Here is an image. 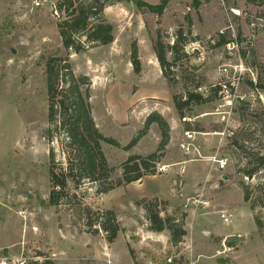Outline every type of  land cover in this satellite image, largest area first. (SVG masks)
Returning a JSON list of instances; mask_svg holds the SVG:
<instances>
[{
  "label": "rangeland",
  "instance_id": "obj_1",
  "mask_svg": "<svg viewBox=\"0 0 264 264\" xmlns=\"http://www.w3.org/2000/svg\"><path fill=\"white\" fill-rule=\"evenodd\" d=\"M142 1L150 5L161 2ZM57 2L47 0L36 8L33 0H0V244L20 241L13 249L17 256L22 247L29 246L25 256L41 258L30 264H108L111 257L106 254V260H89L91 250L101 254L108 248L105 232L89 226L90 219L99 212L114 211L120 227L125 226L121 227L123 234L130 231L135 240L138 228L144 231V224L149 226L144 207L151 202L160 205L163 218L188 215L177 198L186 182L185 194L201 195L209 201L207 209H197L198 221L191 234L197 245L190 249L182 246L183 255L178 258L166 250L156 263L169 264L171 258V264H183L185 256L192 258L193 253L196 264H201L199 260H204L202 264H264V169L252 180L239 173L251 154L264 152V89L252 87L257 83L264 87V5L245 0H171L158 17L131 2H101L103 18L112 29V44L74 54L63 48L59 37L61 17L51 10ZM179 30L191 32L184 49L187 57L177 62L169 83L153 42L160 33L163 41L172 45ZM223 37L227 43L218 47ZM133 42L139 49L140 74L130 62ZM51 58H68L75 76L87 77L90 82L92 117L100 133L119 143V147L102 144L107 163L115 169L112 182L121 180V167L131 155L146 157L157 151L161 133L156 125L130 152L125 149L144 128V119L155 111L168 122L170 132L173 126L179 132L159 164H185L167 174L156 172L157 178L142 186L136 183L125 191L121 187L127 185H122L107 195H97L91 183L77 191L69 183L67 199L60 206L43 208L40 201L47 202L51 192L45 73ZM187 90L213 96L211 102L186 114L191 123H183L173 102L174 96ZM187 128L203 130L196 141L201 157L186 156L178 147ZM233 140L243 144L244 150L236 151ZM53 148L56 162L65 164L60 141L54 140ZM233 152H238L236 157ZM214 156L229 157L225 170H218L209 159ZM240 182L251 193L249 203L242 198ZM154 192L162 199L151 198ZM220 211L232 216L230 223L220 219ZM13 214L27 225L34 224L30 226L32 239L29 229L23 231ZM52 233L57 237L54 246L50 245ZM122 246L117 243L111 254L127 263ZM142 246L135 253H141L138 258L147 264L152 261L149 241ZM9 255L0 251V257Z\"/></svg>",
  "mask_w": 264,
  "mask_h": 264
},
{
  "label": "trees",
  "instance_id": "obj_2",
  "mask_svg": "<svg viewBox=\"0 0 264 264\" xmlns=\"http://www.w3.org/2000/svg\"><path fill=\"white\" fill-rule=\"evenodd\" d=\"M131 2L139 10L148 11L158 17L162 16L171 0H161L157 5H150L142 0H58L55 4L61 20L57 24L59 37L65 50L80 54L86 48L109 46L113 42L112 29L103 18L102 3ZM195 1V0H194ZM197 1V0H196ZM248 3L264 5L261 0H245ZM191 34V32H188ZM182 30L176 34V40L171 45L165 43L161 34L153 42V51L161 68L163 76L172 81L173 68L183 56L187 36ZM227 43L224 39L218 44L223 46ZM171 55L172 59H168ZM130 62L134 72L140 74L141 60L137 42L131 45ZM47 96H48V123L47 142L49 144V181L51 192L47 202L41 200L43 208L58 207L67 199V187L72 183L75 190L81 189L86 183H91L97 195H107L116 187L129 185L141 181L144 177L155 176L156 166L161 162L164 152L170 143V126L158 112L151 113L144 123V128L125 147L132 149L139 140L146 135L152 125H156L161 133V141L155 153L143 157L140 155L130 156L122 165V178L118 182L111 181L115 169L107 163L102 144L119 147V143L105 137L100 133L92 117L90 95L88 87L90 82L87 77L75 76L68 58H51L46 65ZM86 87L85 92L82 88ZM255 89H264L257 83ZM216 91V90H215ZM213 92V91H212ZM213 100V96L207 97L196 90H187L184 95L173 97L175 109L182 119L190 113L192 108ZM188 130V128L186 129ZM203 130H197L202 132ZM54 140L60 141L64 153L65 164L56 162L53 148ZM236 151L244 150L243 144L237 140L232 141ZM233 157L238 152H233ZM264 169V152H255L248 157L246 168L239 170L246 177L255 176ZM238 187L243 191L246 203L251 200L248 187L240 182ZM251 210L255 211L256 204L251 203ZM264 208V206H261ZM146 219L149 222L148 230L162 233L168 231L170 244L178 246L187 235L184 229L185 216L162 217L160 205L155 201L144 207ZM91 218V210L87 209ZM89 226L96 225L106 234V240L112 244L121 231L120 223L114 211L99 212ZM256 225L262 228L259 219Z\"/></svg>",
  "mask_w": 264,
  "mask_h": 264
},
{
  "label": "crops",
  "instance_id": "obj_3",
  "mask_svg": "<svg viewBox=\"0 0 264 264\" xmlns=\"http://www.w3.org/2000/svg\"><path fill=\"white\" fill-rule=\"evenodd\" d=\"M92 106V105H91ZM158 113L160 114V112L158 111ZM92 114H93V108H92ZM161 115V114H160ZM94 119V118H93ZM146 119H144V121H145ZM95 121V120H94ZM96 124V123H95ZM97 126V125H96ZM98 128V127H97ZM99 129V128H98ZM192 131V130H191ZM171 143H169V144H172V141H173V137H174V135H179V132H178V129H177V127H174L173 126V128H171ZM183 134V133H182ZM182 138V137H181ZM182 140V139H181ZM140 142V141H139ZM139 142L137 143V145L139 144ZM136 146V145H135ZM134 146V147H135ZM169 146V145H168ZM128 152H130L129 150H128ZM131 156H133V155H131ZM141 156V155H140ZM157 177L156 176H147V178L146 177H144L141 181H139V182H136L137 184H140L141 186L144 184V182L145 181H147V180H153V179H156ZM136 183H132V184H129V185H127V186H125V187H121V188H123L125 191H129V187L130 186H132V185H134V184H136ZM185 186H186V182H183V184H182V186H181V190L183 191L184 190V188H185ZM119 189V188H118ZM184 192V191H183ZM158 198V199H162V195L161 194H158V193H156V192H154L153 193V195L151 196V198ZM178 198V197H177ZM242 198H243V196H242ZM180 200V199H179ZM181 201V200H180ZM181 203H182V201H181ZM197 212H198V210H192V211H190L189 213H188V215L187 216H185V225H184V229L186 230V232H187V235L184 237V239H183V242L180 244V245H178V246H172L171 244H170V234H169V232L168 231H164V232H162V233H156V232H151V231H149L148 230V224L146 223V224H144V226L143 227H145V229H144V231H141L139 228H138V231L137 232H135L133 235H134V237H135V240L134 239H132V233L130 232V231H128L127 233H125V234H123L124 232L123 231H121L119 234H118V236H117V239L112 243V244H110V243H108V248H107V250L106 251H104V253H101V254H98V253H95V251L94 250H91V252H90V258H89V260L90 261H92V262H97V261H102V260H106V256H103V254L105 255H110V260H107V263L108 264H143V263H141V260L138 258V256L139 255H141V253H139V255L137 254L138 253V251L139 250H141L142 248H143V244H144V242L145 241H149V243H150V248H149V252L151 253L150 255H151V257H152V261L151 262H149V263H147V264H158V263H156V260H157V258L160 256V255H162V254H164V253H166V250L168 251H172V254L173 255H175L176 256V258H178V257H181L183 254H182V252H183V250H182V246H186V247H188L187 249H190V248H193L194 246H196L197 244L195 243V241L193 240V238H191L192 237V233H193V231H194V228H195V221L197 220ZM14 216H16L17 218H18V221L20 220V225H22V229H23V231H24V229H25V231L27 232V229H29L28 231H30V237H31V239L33 238V234H31V228H30V226H33L34 224L33 223H29L28 225L25 223V220H23V218L21 217V216H18V215H16V214H13ZM21 220H23V222H24V225H23V222L21 223ZM200 220V219H199ZM198 221V220H197ZM196 221V222H197ZM25 224H26V226H25ZM24 226H25V228H24ZM122 227V230H123V228L125 227L124 225H122L121 226ZM193 230V231H192ZM61 232V231H60ZM59 232V233H60ZM146 232V233H145ZM63 233V232H62ZM21 234H22V232H21ZM192 234V235H191ZM52 236H51V239H50V245H52V246H54L55 244H56V235L54 234V233H52L51 234ZM231 235V234H230ZM63 237V236H62ZM60 238H61V235H60ZM69 239V238H68ZM147 239V240H146ZM185 241H186V243H185ZM20 243V241H13L12 243H11V245H8V244H4V243H1L0 244V251H7L8 253H10V255H9V257H14V256H17V255H15L14 253H15V251L13 250L18 244ZM117 243H120L121 245H123L124 244V247H123V250H124V257H126V260H127V263H123V262H121V261H119L117 258H115L112 254H111V249L117 244ZM189 243V244H188ZM134 244V245H133ZM137 244V245H136ZM86 246H89V245H87V243H86ZM28 247L29 246H24V247H22V249H23V252H22V254L21 255H25L24 254V250H25V248H27V250H28ZM54 248V247H53ZM38 250H39V248H37ZM51 249H52V247H51ZM136 250H138L136 253H135V251ZM207 251V250H206ZM131 252L133 253V255H131ZM192 254V258H190V257H188V256H185V258H184V262H183V264H196V256H195V261L193 262V260H194V254L193 253H191ZM198 254L199 253H196V255H197V257H198ZM200 255V254H199ZM20 256V255H19ZM132 256H134V258L132 257ZM28 257H30V256H28ZM69 257V259H72V258H70V256H68ZM104 257H105V259H104ZM155 258V261L153 260ZM67 259V258H66ZM186 261H189V262H186ZM198 262H200L201 264L202 263H204V260H202V261H198Z\"/></svg>",
  "mask_w": 264,
  "mask_h": 264
},
{
  "label": "built area",
  "instance_id": "obj_4",
  "mask_svg": "<svg viewBox=\"0 0 264 264\" xmlns=\"http://www.w3.org/2000/svg\"><path fill=\"white\" fill-rule=\"evenodd\" d=\"M34 5L36 8H41L44 3L47 2V0H33ZM52 12L56 17H59L58 12L56 10L55 4L52 5ZM183 123H191V119L188 117L182 118ZM201 135V133L191 131V130H184L182 134V140L179 143L178 147L180 151L186 155V156H198L201 157V153L196 146V141H197V136ZM212 160L216 165L218 170H225L229 163V157H221V158H216L211 157L209 158ZM185 163H177V164H171V165H162L158 164L157 167V174H167L170 172V170L178 165H184ZM177 197L182 201V209L185 212H190L192 210H197L198 208L202 209H207L209 207V201L208 200H203L201 195H187L185 194L182 190L178 191ZM219 217L220 219L225 223L228 224L231 222L232 216L228 214L225 211H220ZM21 216L25 217V212L20 213ZM40 257H27L25 255H20V256H14V257H0V264H30L33 262L40 261ZM173 262V259L168 258L167 263L171 264Z\"/></svg>",
  "mask_w": 264,
  "mask_h": 264
},
{
  "label": "water",
  "instance_id": "obj_5",
  "mask_svg": "<svg viewBox=\"0 0 264 264\" xmlns=\"http://www.w3.org/2000/svg\"><path fill=\"white\" fill-rule=\"evenodd\" d=\"M253 176H249L248 180H252ZM225 180H227V177H224Z\"/></svg>",
  "mask_w": 264,
  "mask_h": 264
}]
</instances>
